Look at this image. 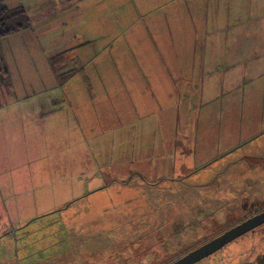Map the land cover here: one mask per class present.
Here are the masks:
<instances>
[{
    "label": "rangeland",
    "instance_id": "rangeland-1",
    "mask_svg": "<svg viewBox=\"0 0 264 264\" xmlns=\"http://www.w3.org/2000/svg\"><path fill=\"white\" fill-rule=\"evenodd\" d=\"M0 6L30 17L0 39V141L36 152L0 151L28 216L0 198V264H170L264 210V0ZM196 264H264V225Z\"/></svg>",
    "mask_w": 264,
    "mask_h": 264
},
{
    "label": "crops",
    "instance_id": "crops-1",
    "mask_svg": "<svg viewBox=\"0 0 264 264\" xmlns=\"http://www.w3.org/2000/svg\"><path fill=\"white\" fill-rule=\"evenodd\" d=\"M50 103H52L51 100H50L49 104ZM38 112L39 111H37V109H36L35 112H34V114L35 113H38ZM49 127H50V129L52 127V122L51 121L49 123ZM55 141H57V138L54 141L52 140V142H55ZM0 144L1 145H4V149L3 148L0 149L1 152L3 151L5 153H8L9 152L8 150H10L11 153L14 152V154L16 155V158L18 160H20V161L21 160L22 161H26L27 162L26 164L28 165V168L29 169L33 168L32 167V159H30L26 155H29V154L33 155V154H36V152H33L30 149H28L27 148L28 146L22 147V148H14L13 149L14 142H11L8 138H3V140L0 141ZM42 144H45V141H43ZM72 146L74 147V150L77 153L78 152L77 146L76 145H72ZM51 153H50V155H51ZM1 162H4V161L0 160V163ZM72 162H73L72 159H70L65 164L72 163ZM18 170H20V169H18ZM21 170H28V169H21ZM35 171H36V168H35ZM0 175H3V171H0ZM69 178H74L75 179V177L73 176V174H70V172L67 171L64 174V178H62L61 180H58L56 182H51V185H53V184L61 185V183L63 182L64 179H69ZM77 178L83 179L81 175H79L78 177H76V179ZM26 181L28 183L29 182V179H26ZM1 185H3V182H0V198L3 201H6L5 202L6 205H4L5 206V210L9 212L10 217L12 218V221H14V223H17L18 222V219L27 218L28 216L24 217V214H23L25 212V210H26V205H24V207L22 208V210H21L20 207H18V209L15 211V213L11 215L10 207H12V208L15 207L14 204H15V202H17V199L16 198L18 196V193H17L16 186H15L14 182L11 181L9 184H7L6 185L7 188H4V186H1ZM18 192H19V195H20V189L18 190ZM24 192H25V194L23 195V197L26 196V195H28V194L31 195V196H36V194H37L34 190H32L29 187V185L27 186V188L24 189ZM22 199L20 198L19 201H21ZM26 201L27 200H24L23 202H26ZM8 202H10L11 204L8 205ZM7 216H8V214H7Z\"/></svg>",
    "mask_w": 264,
    "mask_h": 264
},
{
    "label": "water",
    "instance_id": "water-1",
    "mask_svg": "<svg viewBox=\"0 0 264 264\" xmlns=\"http://www.w3.org/2000/svg\"><path fill=\"white\" fill-rule=\"evenodd\" d=\"M264 225V210L247 218L241 223L228 229L222 234L216 236L210 241L202 244L196 249L188 252L170 264H196L201 260L216 253L229 243L235 241L241 236L254 231L256 228Z\"/></svg>",
    "mask_w": 264,
    "mask_h": 264
},
{
    "label": "trees",
    "instance_id": "trees-1",
    "mask_svg": "<svg viewBox=\"0 0 264 264\" xmlns=\"http://www.w3.org/2000/svg\"><path fill=\"white\" fill-rule=\"evenodd\" d=\"M30 17L22 8L9 9L0 6V39L25 28Z\"/></svg>",
    "mask_w": 264,
    "mask_h": 264
}]
</instances>
